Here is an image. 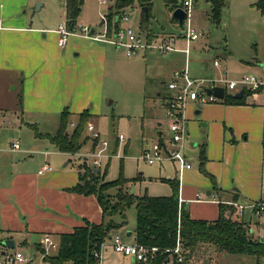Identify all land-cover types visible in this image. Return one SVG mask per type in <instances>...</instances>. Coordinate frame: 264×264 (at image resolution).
<instances>
[{"label":"rangeland","instance_id":"1","mask_svg":"<svg viewBox=\"0 0 264 264\" xmlns=\"http://www.w3.org/2000/svg\"><path fill=\"white\" fill-rule=\"evenodd\" d=\"M23 1V8H25L22 11L35 28L57 29L61 24L66 23L64 15L66 0ZM116 1L84 0L75 33L81 34L82 30L89 28L91 31L95 30L104 35L108 33V21L114 19L113 17L118 18L124 15L128 16L129 22H124L119 26L130 27L141 35L140 22L143 9L136 4L126 8L120 15H116L115 10L110 17V8L115 6ZM256 2L257 0H228L222 12L221 23L217 26L207 14L210 6L206 0H193L190 17L183 26H180L173 20L172 12L166 8L164 0H155L150 11L148 30L152 35L176 38H182L189 28L201 34L199 41L191 45L188 59L190 74L196 77L195 79L219 81L224 78L229 82H240L245 77H255L264 80V15L255 8ZM38 4L45 6L38 10ZM106 18L107 23L102 24ZM42 34H46L45 30ZM143 39L146 40L145 36ZM110 47L117 52V55L108 64L104 92L98 93L97 100L89 107L95 118L90 119L86 124L87 126L94 125L96 132L100 133L101 142L92 141L85 126L81 135V140L85 139V145L77 154L57 151L47 136H54L58 132L59 115L57 113L52 115L35 113L34 111H24L21 115L19 109L21 106L19 101L17 102L20 89L15 90V85L8 87L0 80V88H2L0 89V144H7L9 151H12V144L16 142L20 144L22 150L28 149L26 169L32 176L38 175V171L45 163H49L54 173H58L60 177L74 178L79 174V167L86 164L90 169L100 170L101 174L108 166L104 182L115 181L122 177L129 181L126 189L129 187L131 191L134 188V195L137 197L171 196L173 194L172 184L179 183L180 185L179 180L181 181L180 189L184 186L195 187L198 184L197 174L204 176L199 159L203 144H208L204 136L195 139L193 131L190 130L191 125L194 127L199 119L194 111L190 113V107L198 104L188 103L182 115L185 138L179 146L186 162L192 166L191 171L186 170L189 173L186 172V175L182 176L184 171L181 170L178 162L164 161L150 165L144 156L145 151L152 150L155 145L159 144L160 136L165 138L163 144L166 148L170 147L171 120L168 118L167 108L162 100L163 96L169 93L167 85L172 80L170 68L173 67L175 70L185 68L187 63L185 57L187 56L181 53L165 55L158 51L138 50L128 58L122 49ZM216 61L219 62L220 67L214 65ZM224 71L227 72L225 76H223ZM7 91L9 93H6ZM249 94V97L254 99V93ZM258 94H261L259 102L264 104L263 89H260ZM228 95L234 94L228 92ZM71 112L77 113L75 110ZM77 123L78 116L72 115L68 132L71 133L78 125ZM38 135L41 137L39 138ZM121 136L124 141L119 140ZM36 142L38 145H35ZM102 142H107L108 147L102 158L98 159V154L104 149ZM195 143L198 144L197 148L192 146ZM40 144L55 151L56 155L50 154L49 159L46 160L44 152L47 150L45 147H40ZM6 156L11 158L13 155ZM97 161L100 166L96 164ZM206 161H208L207 156ZM206 165L207 162L204 169L210 173ZM207 179L212 183L211 178L207 177ZM215 179L218 180L217 177ZM117 191L110 190L109 192L111 195H116ZM200 191L201 196L197 197L201 200L202 197L206 200L216 198L215 193L209 188H202ZM208 192L213 193L212 196H207ZM204 208L206 212L211 213L210 205H205ZM126 215L127 224L124 229L115 234H119L124 243L132 245L133 240L128 238L127 234L136 229V205L128 208ZM245 218L252 228L258 230L256 217L251 218L246 212ZM113 220L121 223L122 218L116 215ZM13 237L16 239L17 249L26 255L32 253L31 245L39 244L42 240L38 234H31L29 238H26L24 233H17L13 234ZM5 238L7 234H0V244ZM24 241L28 242L29 248ZM20 243L23 245L20 246ZM248 260L250 263H247ZM252 260H255L252 256L230 255L204 246L201 247L198 256L191 264H253ZM101 264L134 263L132 259L116 254L111 247H108L102 252Z\"/></svg>","mask_w":264,"mask_h":264},{"label":"crops","instance_id":"2","mask_svg":"<svg viewBox=\"0 0 264 264\" xmlns=\"http://www.w3.org/2000/svg\"><path fill=\"white\" fill-rule=\"evenodd\" d=\"M23 4V0H0V80L8 87L15 85V90L20 89L17 102L21 106V115L24 111H34L48 115L57 113L60 118L65 109L77 116L89 110L94 120L95 115L89 107L97 100L98 93L104 92L108 64L117 55L110 46L119 50L122 48L106 40H96L95 38L103 37L106 33L103 35L95 30L91 31L92 37H87L83 32L74 33L67 45L61 48L58 45V28H35L24 15ZM44 6L41 4L40 9ZM209 12L210 10L207 11L208 15ZM116 22L120 23L118 18ZM43 30L46 34H42ZM161 37L162 35H155V39ZM199 39L190 43V50L191 45ZM122 52L125 53L123 49ZM189 54L185 57V68L190 77L195 79L189 70ZM170 69L172 79L175 68ZM226 73L224 71L223 76ZM169 93L162 100L166 108ZM248 98L250 100L246 99V105L218 102L190 107V113L194 111L199 118L194 127L191 125L190 130L195 139L204 136L208 142L203 144L202 150L206 154L207 145L206 169L210 173L206 172L212 174L213 179H210L211 183L207 176L197 174L198 184L195 187H182L179 200H182L183 207L194 220H217L220 205L243 206L245 210L242 214L234 206L235 217L249 225L255 239H264V211L256 215L248 208L264 204V104L259 102V98ZM72 110L77 113L71 112ZM164 140L160 136L159 143ZM35 145H38L37 142ZM51 145L53 146L52 143ZM192 146L197 148L198 144ZM40 147L47 150L44 152L46 160L50 154L56 155L46 145L40 144ZM27 153L28 149L22 150L21 147L19 150L9 151L7 144H0V234H7L4 241L12 240L17 248L13 237L17 233H24L26 238L31 234H38L41 239L48 234L57 241L60 235L72 233L74 228L84 225L86 221L95 224L102 222V210L95 196H81L69 191L79 183V175L65 178L54 171L39 175V170L38 175L32 176L26 169ZM10 154L13 155L11 158L6 156ZM186 172L185 170L182 176ZM179 182L181 185L180 180ZM202 188L211 189L216 198L206 200L202 197L199 200L197 196H201ZM212 194L208 192L207 196ZM205 205L211 206V213L204 210ZM246 212L251 218H257L258 230L247 222ZM128 238H132L133 243L136 242L135 230ZM41 242L42 240L39 244L31 245V249ZM24 243L28 245L27 241ZM7 249L9 248L0 244V253ZM132 262L137 264L133 259ZM253 262L257 264L256 259Z\"/></svg>","mask_w":264,"mask_h":264},{"label":"trees","instance_id":"3","mask_svg":"<svg viewBox=\"0 0 264 264\" xmlns=\"http://www.w3.org/2000/svg\"><path fill=\"white\" fill-rule=\"evenodd\" d=\"M154 1L117 0L115 6L110 8L109 16L112 17L115 10V14L120 15L126 8L136 4L142 9L147 8V14L142 11L140 30L146 35L148 42H151L155 39V35H152L148 30V22ZM184 1L164 0L166 8L172 13L181 8ZM227 2L228 0H207L210 5L209 15L212 22L217 26L221 23L222 12L227 6ZM83 4L84 0H66L65 19L69 30H74L77 27ZM254 6L264 15V0H257ZM113 18L108 21L109 34H113L120 28V23L116 22V17ZM249 96L248 92L243 99H235L234 95H228L223 103L226 105H246V99ZM71 117L69 109H65L60 114L58 132L54 136L48 135L47 137L59 152L74 155L85 145V139L81 140L82 130L85 126L87 127L86 124L92 119V115L89 110L79 114L78 125L70 133L68 132V125ZM95 142L99 143V140H95ZM205 163L206 154L203 151L200 156L201 171L213 179L205 171ZM107 168L108 166L101 174L100 170L96 173V168L90 169L86 164L79 167V183L69 191L81 196H95L102 210V222L95 224L86 221L84 225L74 228L72 233L60 235L58 252L47 258L49 264H67L70 262L74 264H100L95 258V253L100 251L101 245L109 241L115 232L125 227L127 224L126 211L132 205H136L137 211L136 243L149 249L156 248L158 250L154 259L148 264H190L194 262L201 247L204 246L230 255L252 256L256 259L257 264H263L264 239H255L249 225L235 217L234 206L220 205V215L215 221L194 220L186 208L183 205L180 206L179 183L172 184L173 194L171 196L149 197L145 195L137 197L130 194L129 187L126 189L129 181L122 177L115 181L104 182ZM110 190L118 191L116 195H111ZM116 215L121 216V223L113 220ZM179 237L184 257L183 263H179L177 256L173 253ZM137 264L143 263L138 262Z\"/></svg>","mask_w":264,"mask_h":264},{"label":"built area","instance_id":"4","mask_svg":"<svg viewBox=\"0 0 264 264\" xmlns=\"http://www.w3.org/2000/svg\"><path fill=\"white\" fill-rule=\"evenodd\" d=\"M193 7V0H185L181 8L187 13L188 19L190 17V12ZM187 19V20H188ZM186 20V21H187ZM118 21L121 23L129 22L128 16H119ZM185 21V22H186ZM76 29L69 30L67 24H61L57 30L58 34V45L63 48L67 45L69 39L74 35ZM82 32L87 37H92L91 30L85 28ZM146 35H138L132 28H122L120 27L111 36L106 33L103 37L95 38L96 40H106L111 42L113 45L122 48L127 55V57H132L134 53L138 50L146 51H158L161 54H171V53H183L188 56L190 52V43L196 41L200 38L199 34L193 28H189L188 32L182 38H176L174 36H162L159 39H154L148 42L143 39ZM215 66L219 67V62H215ZM221 84V85H217ZM169 90V95L166 98L167 103V115L171 120L170 131L172 133V138L170 139V147L166 148V145L159 143L155 145L152 150H147L144 153L145 159L150 165L156 163H162L164 161L178 162L181 165V170H191V164L186 162V158L182 153V149L179 146L185 138L182 115L183 110L186 105L190 102L198 104L200 106L206 104H213L218 102H223L224 100L219 99L215 95H208L207 89L213 88H223L225 90V98L228 96V92H232L234 95L240 91H244V96L246 92L254 93L253 98L257 100L260 95L258 91L263 89L264 92V80H259L255 77H245L240 82H229L226 79H221L219 81L205 80V79H194L190 77L186 68L175 70L173 72L172 80L167 85ZM87 132L91 136L92 140H99L101 142V136L96 132L94 125L89 124L87 126ZM120 141H124L121 136ZM104 147L100 151L97 158L100 159L103 153L108 147L107 142H102ZM21 148L18 142L13 144L14 150H19ZM100 166L99 162H96ZM53 168L50 165H45L40 171L39 175H45L47 173L53 172ZM181 173V172H180ZM183 173V172H182ZM199 200H201L198 197ZM180 206H182V200H179ZM232 206H237L240 214H242L245 207L233 204ZM252 212L256 215H260L264 211V204H256L250 206ZM111 247L114 252L119 253L125 257L133 259L136 263L141 262L143 264H148L155 257V253L158 251L156 248L149 249L145 246L139 245L136 242L132 245L123 242L119 234H114L111 240L106 241L101 245L100 251L95 253V258L98 259L101 264L102 252L106 248ZM59 242L55 241L50 235L46 234L42 238V242L39 246L32 249L30 255L24 254L21 250L17 249H7L0 253V264H49L47 258L58 252ZM177 256L178 262L183 263L184 257L180 244V237L177 242V247L173 251ZM67 264H74L73 262Z\"/></svg>","mask_w":264,"mask_h":264},{"label":"water","instance_id":"5","mask_svg":"<svg viewBox=\"0 0 264 264\" xmlns=\"http://www.w3.org/2000/svg\"><path fill=\"white\" fill-rule=\"evenodd\" d=\"M37 7H38V10H40L41 4H38ZM142 11L146 12V14L148 13L147 8H144ZM172 18L180 26H183L185 24V21L188 19V15L182 8H178L172 13ZM104 23H105V21H103L102 24H104ZM206 91H207L208 95H215L216 97H218L221 100L225 99V90L223 88L216 87L213 89H207ZM234 97H235V99H243L244 91L243 90L240 91L239 93L235 94ZM96 172L98 173L99 170H96ZM130 194H134V188H132V190L130 191ZM127 236L130 237L131 232H129L127 234ZM1 244L5 247L9 248V249H15V243L12 240L4 241Z\"/></svg>","mask_w":264,"mask_h":264}]
</instances>
